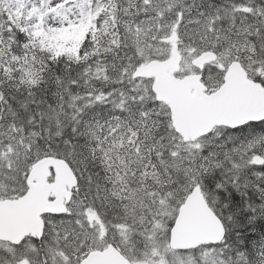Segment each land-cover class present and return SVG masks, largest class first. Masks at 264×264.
Segmentation results:
<instances>
[{"label": "snow or ice", "instance_id": "snow-or-ice-1", "mask_svg": "<svg viewBox=\"0 0 264 264\" xmlns=\"http://www.w3.org/2000/svg\"><path fill=\"white\" fill-rule=\"evenodd\" d=\"M0 264H264V0H0Z\"/></svg>", "mask_w": 264, "mask_h": 264}]
</instances>
